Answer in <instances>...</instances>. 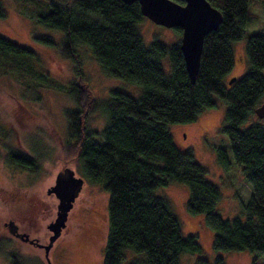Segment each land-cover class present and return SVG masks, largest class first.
Segmentation results:
<instances>
[{
    "label": "trees",
    "instance_id": "trees-1",
    "mask_svg": "<svg viewBox=\"0 0 264 264\" xmlns=\"http://www.w3.org/2000/svg\"><path fill=\"white\" fill-rule=\"evenodd\" d=\"M46 1L38 7L35 22L64 32L58 47L76 64L78 72V47L85 45L107 75L142 88L138 97L121 90L110 91L103 105L107 120L100 132L87 127L85 109L66 111L70 134L64 150L75 151V156L63 158L67 165L78 166L85 178L109 192V231L103 264H123L125 249L145 255L128 264H181L182 254L203 253L197 236L184 237L168 201L156 195L159 187L170 182L187 185V210L190 214H204L214 231L212 246L216 252L264 253V124H246L264 101L263 28L249 33L246 39L248 71L231 84L224 81L235 63L232 42L248 33L251 0H208L221 11L222 21L204 38L195 82L187 72L180 40L171 46L159 39L148 46L144 44L137 27L144 16L137 1ZM5 17L0 0V18ZM176 28L181 36V28ZM30 55V48L0 34V74L18 68L21 75L34 81L37 74L29 63ZM164 56H169V75L161 61ZM23 63L30 64L28 71ZM42 78L48 85L62 88L49 83L46 75ZM60 86L73 94L78 92L74 99L79 102L82 89L77 82L75 87ZM214 96L227 104L223 131L234 161L252 188V196L242 205V211L230 218L217 211L220 188L207 179V170L195 159L192 148L180 147L168 128L169 123L196 121L204 110L215 108L218 101ZM89 100L91 105L95 102L92 95ZM5 154L14 165L37 168L35 159L25 154L11 150ZM217 157L223 166L229 165L225 149L218 148ZM19 263L15 256L12 264ZM195 264L226 263L223 257L216 256L212 262L199 258Z\"/></svg>",
    "mask_w": 264,
    "mask_h": 264
},
{
    "label": "rangeland",
    "instance_id": "rangeland-1",
    "mask_svg": "<svg viewBox=\"0 0 264 264\" xmlns=\"http://www.w3.org/2000/svg\"><path fill=\"white\" fill-rule=\"evenodd\" d=\"M2 1L6 17L0 18V34L33 51L28 59L37 76L34 81L28 80L29 77L21 75L18 68H10L9 73L0 74V264H12L15 256L20 260L19 264H49V261L50 264H103L109 231V192L102 185L85 178L78 166L67 165L65 159L73 158L75 151L64 150V143L70 134L66 111L85 109L87 127L100 132L107 120L103 105L110 91L121 90L138 97L142 88L107 75L85 45L78 47L81 59V71L78 72L76 64L58 47L64 32L35 22L37 9L45 5L46 0ZM250 11L248 33L232 42L235 63L224 79L226 84L234 76L241 77L248 71L246 39L254 30L264 29V0H251ZM137 27L146 46L154 39L171 46L181 38L176 27L157 24L146 16L137 23ZM161 61L165 73L169 75V56H164ZM29 63H23L27 71ZM44 75L49 83H57L62 88L48 85L42 78ZM81 81L87 85L80 86ZM76 82L82 89L79 102L74 99L78 92L73 94L68 88L60 86L75 87ZM91 95L95 102L89 105ZM214 97L218 101L217 106L204 110L196 121L169 123L168 128L180 147L192 148L195 159L207 170V179L220 188L222 197L217 211L222 217L230 218L242 211V205L247 204L252 196V188L243 178L241 167L234 161L228 137L223 131L227 104ZM252 123L264 124V118L254 114L246 124ZM218 148L228 153L227 167L218 161ZM6 150L35 159L37 168L31 170L10 163ZM67 167L73 169L76 175L83 176L84 184L69 213L66 229L47 258L42 247L10 234L5 222L13 219L18 223L19 220L23 230L33 232L41 242L47 243L50 233L47 225L55 218L58 203L56 196L48 194L47 190L54 184L57 173ZM156 195L168 201L179 220L182 235H196L203 248L201 255L182 254L181 264H195L199 258L212 262L216 256L223 257L226 264H264V253L259 255L250 250L216 252L213 249L214 231L207 225L204 214L188 212L189 190L184 183L170 182L159 187ZM17 205L23 206L18 212L15 209ZM13 254L17 255L12 257ZM124 254L123 264L138 257L145 258L144 253L131 249H125Z\"/></svg>",
    "mask_w": 264,
    "mask_h": 264
},
{
    "label": "water",
    "instance_id": "water-1",
    "mask_svg": "<svg viewBox=\"0 0 264 264\" xmlns=\"http://www.w3.org/2000/svg\"><path fill=\"white\" fill-rule=\"evenodd\" d=\"M123 1L127 4L137 1L141 14L157 24L181 28L180 48L189 77L192 82H195L200 67L204 38L209 32L219 27L222 21L221 11L208 0H183L184 3L176 0ZM236 79L237 77L234 76L229 83L231 84ZM255 114L259 118H264V101L255 108ZM83 184L84 178L77 176L75 171L69 167L57 173L54 184L47 190L48 194H54L58 199L56 216L47 225L50 232L47 243H39L34 238L29 239L28 233L17 232L18 227L13 219L7 222L10 231L23 240H29L38 247H42L48 258L54 243L66 229L69 213Z\"/></svg>",
    "mask_w": 264,
    "mask_h": 264
},
{
    "label": "flooded vegetation",
    "instance_id": "flooded-vegetation-1",
    "mask_svg": "<svg viewBox=\"0 0 264 264\" xmlns=\"http://www.w3.org/2000/svg\"><path fill=\"white\" fill-rule=\"evenodd\" d=\"M89 105H91V102L89 103ZM75 174H76V173H75ZM77 176H78V175H77ZM17 206H18V207H15V209H16L17 212L20 211V209L23 208L22 205H17ZM8 221H9V220H8ZM15 223H16V222H15ZM16 225H17V227H18V228H17V232H20V233H28L30 239L34 238V239H37V241H38L39 243H43V242L40 241V238H39L38 236H34V235H33V232H29V231H27V230H23V228L21 227V223H20L19 220H18V223H16ZM5 226H6V230H8V232H9L10 234H12L14 237L20 238V239L22 240L21 237L17 236L15 233H12V232L10 231L9 226L7 225V222H5ZM92 231H93V228H92ZM48 232H49V230H48ZM48 232H47V233H48Z\"/></svg>",
    "mask_w": 264,
    "mask_h": 264
}]
</instances>
